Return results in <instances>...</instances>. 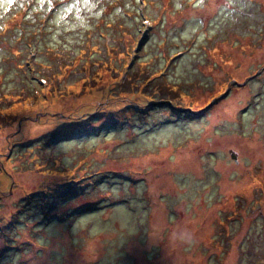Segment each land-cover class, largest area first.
<instances>
[{
	"label": "rangeland",
	"instance_id": "rangeland-1",
	"mask_svg": "<svg viewBox=\"0 0 264 264\" xmlns=\"http://www.w3.org/2000/svg\"><path fill=\"white\" fill-rule=\"evenodd\" d=\"M102 1L0 0V228L10 213L18 216L0 230V264H264V0H175L165 11V2L150 0L162 3L150 13L165 18L166 30L176 27L164 52H187L170 61L166 77L187 90L194 110L206 108L172 116L155 96L159 111L137 120L136 130L134 124L110 126L111 133L98 135L96 127L120 119L115 113L126 105L130 114L133 102L145 98L132 96L124 84L110 94L102 83L109 78L98 76L94 89H85V74L100 72L93 62L106 60L107 52L119 62L122 52H131L122 71L137 79L142 59L157 65L163 54L157 29H145L144 0H104L107 12L99 15ZM52 11L55 23L41 19ZM111 22L103 29L106 39L98 33L86 39L91 24ZM18 25L31 33V46H21ZM235 33L263 37L250 42ZM39 45L42 51L35 52ZM79 49L93 54L90 66L65 74ZM51 81L52 100L42 93ZM178 98L176 107L183 101ZM68 131L74 135L66 137ZM111 161L108 167L129 173L128 189L123 181H104L106 192L91 186L97 192L73 194L52 216L25 197L48 190V171L77 167L79 175L98 176ZM137 176L142 180L134 184ZM67 180L53 178L57 199L73 190ZM115 195L121 205H108ZM185 233L193 242L182 240Z\"/></svg>",
	"mask_w": 264,
	"mask_h": 264
},
{
	"label": "trees",
	"instance_id": "trees-1",
	"mask_svg": "<svg viewBox=\"0 0 264 264\" xmlns=\"http://www.w3.org/2000/svg\"><path fill=\"white\" fill-rule=\"evenodd\" d=\"M52 1H54V0H52ZM67 1L70 2L72 0H67ZM105 1L107 3H109L111 0H105ZM114 1H116V0H114ZM154 1L150 2V0H144L143 2H141L140 3V7H142V11L140 10V13H142V15H145V17H143V20L145 22L144 24H146V25H144L145 29L148 28L151 31H155L157 29V31H158L156 35L160 38V41L157 44V48H160L161 52L163 53L161 57L159 56L157 58L158 64L155 65L154 62L149 63V61L142 59L141 63L138 65V67H136L137 71L138 72L141 71V73H139L137 79H134L133 78V77H135L134 74L130 73L128 71V69L125 70V71H122L123 70V66L128 67L127 65L123 64V62L127 58L128 59L131 58V56H132L130 54L131 52H128V51L122 52V56H121V59H120L119 62H118V60L115 61V53L114 54H110V53L107 52V54H106V58L107 59L106 60H97V61L93 62V65H91L94 68V71H96V72L100 71V72L99 73H94V74H92V73L85 74V77L83 79H81L82 86L85 89H88V91L93 90L95 85L99 83V81L96 79V76H98V79L101 82H102L103 78L104 79L105 78H109V80L103 81L102 83H104L105 85L107 84L106 87L108 89V93H110V94H112L114 91H116L117 88L121 89L120 85L124 84L125 88L126 87L132 88V90H133L131 92L132 96L144 97L145 98V102L144 103H142L140 101L133 102V103L136 104L137 107L133 106L132 107V112L130 114L129 113H124L126 111V109H125V107H127V105H126V106L122 107L121 109H119L115 113L118 117H120V119L116 120L115 122L112 119L109 122H107L109 124L106 125V123H105V124L100 125L99 127H96L94 129V131L95 132H99L98 135L101 132L102 133H111V131H113L114 129H118L120 127L121 128H125V127H127L129 125H132V124H134L133 125V129L136 130V125L138 124L139 120H141L143 117L146 118V115H148L152 111L153 112L159 111L157 108L153 107V105H155L156 103H153L151 101V99H153L154 101L157 100L155 96H159L160 97V99H159L160 101L158 103H161V104L163 103V110L165 112H168L172 116H173L174 112H181L182 114L181 113H176V115H179V117H182V116H186L187 112H189V113L190 112L191 113H199L201 110H204L206 108V107H203L201 109L194 110L193 107L189 105V101H190L191 97H190V94L187 93V90L182 89L177 84V82L171 80V78L169 76L166 77V72L168 70L167 67H169L168 65H169L170 61L172 62L173 60L180 59L181 56L184 55L187 52H186V50L184 52H182V53L177 52V53L173 54L172 56H171V53L169 54L168 52H166V53L164 52V51H167V48L169 47L167 42H168V39L171 38V37L167 36V34L170 33L172 30H176V27L172 26L170 29L166 30V28H165V24H166L165 23V18L162 16L161 18L156 19L157 17L155 15L151 14L150 10H151V8H156V7L160 8L162 6L163 2L166 3V6L164 7V11L170 9V6L172 4H173V6H176V5L174 3L175 0H161L162 3L161 4H157V5H155ZM182 1H183V4H184L185 0H182ZM66 3H68V2L63 3V5L66 4ZM24 5H27V2L24 3ZM145 7L147 8V10H146ZM107 8L108 7L105 5V2L103 0L102 1V6H101V8L98 9L97 13L99 15H104L107 12L106 11ZM47 10H51L50 7ZM53 13H54V11L50 12V14H48V15L47 14L46 15L43 14V15H41L42 16L41 19L46 21V23H49V22H54L55 23L56 21H55ZM145 13L149 14L151 19H149L148 18L149 16L147 17V15ZM135 15H139V14L135 13ZM151 15H153V17H151ZM126 16L131 17L128 14H126ZM24 17H26V15ZM32 19H33V17H32ZM99 19H100V21L102 20L100 17H99ZM154 19H155V21H153ZM150 21H151V23H150ZM112 23L113 22H111L110 25L108 27H106V28H102L101 25H98L97 23L91 24L92 26L89 27V28H86V30H85L86 34H87L86 35V39L87 40H92V37H93L92 35L93 34H97V33H98L100 38L106 39L107 35L105 36V34H107V33H104L105 31H103V29L107 30V28H110V27L112 28L113 27ZM18 26H20V25H18ZM160 27L163 29V31L164 30H166V31L163 32L162 30L158 29ZM20 29L21 30L17 29L16 32H17V34H19V36H21L22 33H24V37L22 38V41L23 40L24 41L21 43V46L27 48V47L31 46V44H30V40L32 38L31 33L27 32L25 27L22 28L20 26ZM258 34L259 33H256L255 35L254 34H251V35H245V34L240 35L239 33H235L234 35H235L236 39L240 38V40H243V38H249V39H251L250 42H252L253 40H257L258 37H263L261 34H259V35ZM263 35H264V33H263ZM35 36H36V34H35ZM147 36H149V34H147ZM163 37H166L167 39L166 40L163 39V41L161 42V38H163ZM36 39L37 38L35 37L31 42H33ZM195 40H196V38H192L190 40V45L191 46L192 45L194 47L197 46V43L194 42ZM106 42L108 43V41H106ZM23 43H25V46L23 45ZM212 45H213V43H212ZM233 45H236V43L233 44ZM203 47H205V46H203ZM47 48H49V47L47 46ZM41 49L42 48L39 45L36 48L35 52L42 51ZM199 49H201V48H199ZM55 52L57 54H59V58H61L60 57L61 52L58 51L57 49H56ZM97 54H100V52H97ZM201 56H203V52L202 51H201ZM162 59L167 61L166 62V67H164V68L161 66ZM92 60H93V54L88 53L87 50L79 49L78 52L75 53L74 56L71 58V64L72 65H66V62L62 61L61 63H59V66L56 69V71H59L60 75H62L63 67L66 65L64 70H66L65 74H67V72H72L74 67H79L80 65H84L88 61H92ZM86 65H88V67H89L90 66V62H88ZM224 65L230 66L231 62L229 61V63H224ZM261 69H264V68H261ZM101 71H102V74H101ZM51 75L53 76L54 73L52 72ZM255 76H259V74L255 73L254 75L249 77L248 80L253 79V77H255ZM60 78H61V76L59 77V79ZM229 82H227V84L225 85L224 89H222L223 92L226 91L228 89V87L230 86ZM81 84H80V86H81ZM235 84L239 85L238 82H235ZM45 88H46V90H43L42 93L44 94V96L46 98H48L50 100H52L53 97L57 98V95L54 93V90L56 89V86L52 83V81L49 83V85H47V86L45 85ZM81 89L82 88L80 87V90ZM148 92H151V93L148 94ZM126 93H128V92H126ZM179 95H180V97L182 98L183 101L180 103L179 107H176L175 102L180 100L178 98ZM218 95L219 94L211 95L209 104L212 102L213 99H216L218 97ZM209 104H207V105H209ZM22 105H24V103ZM128 107H130V106H128ZM164 115H166V114H164ZM95 116H97V115H94L92 117H95ZM176 118H177V116L174 119H176ZM180 119L181 118H178L176 121H172V119H170L169 121H170V124H171V122L172 123L173 122H177ZM137 120H138V122H137ZM156 120H157L156 121L157 124H160V122H161V124L164 123V120H161V121H160V119L159 120L156 119ZM140 125H141V127L144 126L145 125V121L142 120ZM106 126H108V127H106ZM110 126H114V129L113 128H109ZM72 132L73 131H68L65 136L67 137V136L74 135ZM100 151L104 155H108L109 154L107 152L108 150L106 151L107 153L104 152L103 149H100ZM127 158H121V159L123 160V159H127ZM112 163H114V162H112V161L111 162H107L106 167L109 170L102 171V174H100L98 176L97 175H93V174L88 175V176L85 175V174H84V176H82L83 174L79 175L75 171V169L77 167L74 170H72V173H69L68 170H66V169L63 170V173H56L53 170L48 171V174H46V179H45L49 183L48 190L43 192V193H40L39 190H37L36 192H30V194L25 195V197L26 198L30 197L31 198L30 199V204L31 205L32 204L33 205H38L41 208V212H43V214H45V216H46V213L48 215L52 216V214L58 213L57 210L60 208V206L63 205L64 203H67L68 199H70L73 194L74 195L75 194L79 195V194H81L83 192V190L89 191L91 189L90 188L91 186H95V187L98 186V188H101V187L105 186L104 185L105 184L104 181H109V185L114 184L116 181H123V185L125 187H127V189H128V187H130V183L129 182H131V179L128 176L129 173H123L122 171H118L119 169H117L115 167H111V168L108 167ZM69 169H73V168L70 167ZM84 172H85V170H84ZM120 172H122V173H120ZM41 175H43V174H41ZM52 176H55L53 178H58V177L59 178H66V177H68L69 180L64 182V184L68 185L70 190L71 189H73V190L72 191L67 190V191L63 192L61 194L62 197L60 199H57L56 196H53V192L57 190L54 187V185L55 186H58V185L56 183L52 182L53 178L52 179L50 178ZM137 178H139V176H137L133 180L134 184L137 183L139 180H142L140 178L139 179H137ZM98 180L103 181V184H101V185H100V183L95 184V181H98ZM75 185H79V188H74L73 186H75ZM86 186H89V187H86ZM91 191L97 192V191L92 190V189H91ZM103 192H106V191H104V189L101 188L100 192H97V193L101 195ZM37 195L42 196L43 199L40 200V201H37L35 198L34 199L32 198V197H37ZM102 201H105V200H102ZM118 202H121V200H118L116 195H115L114 201H112V202L108 201L107 203H108V205L111 204V205H113V207H115V205H121ZM60 214H61V212H59V216H60ZM9 216L11 218H8V219H6V220L1 222V224H2L1 227L2 228H0V230L2 232L6 228H9V226H11L14 223L13 221L18 218V216L15 215L13 212L10 213ZM14 216H16V217H14ZM64 216L65 215L62 214V216H60V217L64 218ZM54 217H56V216H54ZM219 222L221 223L220 220H219Z\"/></svg>",
	"mask_w": 264,
	"mask_h": 264
},
{
	"label": "clouds",
	"instance_id": "clouds-1",
	"mask_svg": "<svg viewBox=\"0 0 264 264\" xmlns=\"http://www.w3.org/2000/svg\"><path fill=\"white\" fill-rule=\"evenodd\" d=\"M181 238L187 243H191L194 240V237L189 233H185Z\"/></svg>",
	"mask_w": 264,
	"mask_h": 264
}]
</instances>
